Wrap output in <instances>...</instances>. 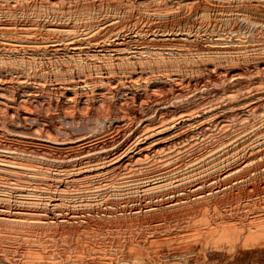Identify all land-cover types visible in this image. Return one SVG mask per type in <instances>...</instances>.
<instances>
[{
	"label": "bare ground",
	"instance_id": "1",
	"mask_svg": "<svg viewBox=\"0 0 264 264\" xmlns=\"http://www.w3.org/2000/svg\"><path fill=\"white\" fill-rule=\"evenodd\" d=\"M0 264H264V0H0Z\"/></svg>",
	"mask_w": 264,
	"mask_h": 264
}]
</instances>
